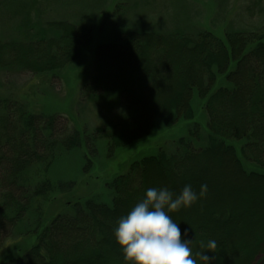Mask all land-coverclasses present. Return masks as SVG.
<instances>
[{
    "label": "trees",
    "instance_id": "16d2710c",
    "mask_svg": "<svg viewBox=\"0 0 264 264\" xmlns=\"http://www.w3.org/2000/svg\"><path fill=\"white\" fill-rule=\"evenodd\" d=\"M25 23L24 38L0 41V69L57 73L78 61L92 39L84 26ZM95 58V74L79 98L93 106L102 102L108 117L92 131L70 130L67 119L0 100V250L30 213L37 216L24 232L34 243L1 264H126L112 235L117 220L148 187L178 194L186 184L197 193L207 184L206 195L168 214L182 236L188 232L193 253L217 242L205 253L209 261L197 257L198 264H251L264 255V27L222 37L122 31L98 46ZM194 101L202 103L206 137L193 122ZM181 121L190 125L175 151L157 149L133 161L104 184L109 201L98 194L74 199V182L30 176L80 148L87 175L98 141L106 142L111 157L149 136L156 123L170 129ZM55 194L62 196L61 208L45 223L35 204Z\"/></svg>",
    "mask_w": 264,
    "mask_h": 264
},
{
    "label": "rangeland",
    "instance_id": "374dc122",
    "mask_svg": "<svg viewBox=\"0 0 264 264\" xmlns=\"http://www.w3.org/2000/svg\"><path fill=\"white\" fill-rule=\"evenodd\" d=\"M26 21L40 27L57 21L84 26L92 29V39L78 61L57 73L33 76L18 69H0V100L16 103L35 115L60 116L59 122L67 119L65 127L70 130L85 126L92 131L108 117L107 110L102 102L96 106L83 103L79 93L95 74L98 46L111 44L122 31L157 34L179 31L190 36L211 32L218 37L231 31H260L264 27V0H0V41L24 38ZM193 109L196 114L193 122L198 123L206 137L207 119L202 114V103L194 101ZM189 125L181 121L166 129L158 122L149 136L126 149L114 150L111 157L106 142L100 140L97 157L92 159V169L87 175L82 174L86 152L80 148L64 154L49 171L42 174L37 169L30 176L38 180L45 177L51 182H74V199L98 194L109 201L112 194L105 190V183L125 173L133 161L154 155L157 149L175 151L176 141L186 136ZM244 167L252 170L246 164ZM54 197L35 204H40L45 223L61 208L62 196ZM28 216L0 250V264L34 243L35 237H27L24 232L34 228L37 216L31 213ZM251 264H264V255L256 256Z\"/></svg>",
    "mask_w": 264,
    "mask_h": 264
},
{
    "label": "clouds",
    "instance_id": "9594fccd",
    "mask_svg": "<svg viewBox=\"0 0 264 264\" xmlns=\"http://www.w3.org/2000/svg\"><path fill=\"white\" fill-rule=\"evenodd\" d=\"M206 192L207 184L200 185L199 193L190 184L178 194L168 187H148L113 227V239L126 264H198L197 257L209 261L205 253L212 252L217 242L209 240L202 245L207 252L193 253L188 232L182 236L179 224L168 214L191 206Z\"/></svg>",
    "mask_w": 264,
    "mask_h": 264
}]
</instances>
